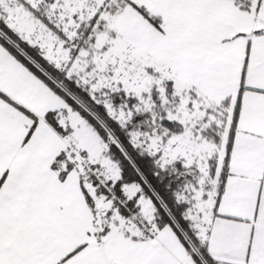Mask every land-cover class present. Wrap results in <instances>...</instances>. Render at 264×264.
I'll return each mask as SVG.
<instances>
[{
    "label": "snow or ice",
    "instance_id": "obj_1",
    "mask_svg": "<svg viewBox=\"0 0 264 264\" xmlns=\"http://www.w3.org/2000/svg\"><path fill=\"white\" fill-rule=\"evenodd\" d=\"M0 264H264V0H0Z\"/></svg>",
    "mask_w": 264,
    "mask_h": 264
}]
</instances>
